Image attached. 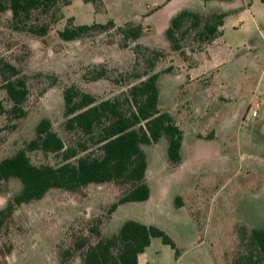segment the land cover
Returning <instances> with one entry per match:
<instances>
[{
    "label": "rangeland",
    "instance_id": "374dc122",
    "mask_svg": "<svg viewBox=\"0 0 264 264\" xmlns=\"http://www.w3.org/2000/svg\"><path fill=\"white\" fill-rule=\"evenodd\" d=\"M167 1L169 10L179 7L207 16L213 11L200 0H70L47 14L31 15L27 24L56 18L43 37L14 29L10 14L0 13V61L27 77L28 90L22 118L0 116V160L21 150L41 119L49 121L67 147L81 142L78 134L63 129L62 90L73 85L96 100L119 96L145 71L143 58L149 55L140 51L134 57L135 45L164 52L154 67L158 108L182 133L176 165L168 163L163 139L142 147L148 199L120 205L110 217L107 208L118 196L113 184H90L74 193L52 189L38 201L17 206L7 235L11 251L6 264H81L82 250L76 244L94 242L90 228L107 237L127 220L156 227L174 244L171 249L152 238L142 263L223 264L238 248L241 226L264 227V4L241 0L238 8L220 5L216 9L226 17L219 41L200 42L191 30L181 42L183 56L170 51L156 19L125 48L113 30L68 42L56 35L67 25L109 19L116 27L138 23L140 15ZM98 65L117 83L83 79ZM167 68L170 72L165 73ZM0 100L9 109L2 90ZM254 102L259 106L251 118L246 111ZM27 156L34 165L59 162L57 156L40 152ZM19 189L14 179L0 182V209Z\"/></svg>",
    "mask_w": 264,
    "mask_h": 264
},
{
    "label": "trees",
    "instance_id": "16d2710c",
    "mask_svg": "<svg viewBox=\"0 0 264 264\" xmlns=\"http://www.w3.org/2000/svg\"><path fill=\"white\" fill-rule=\"evenodd\" d=\"M69 1L0 0V13L10 14L14 29L43 37L56 18L50 15L51 21L47 24H27L31 15L35 12L47 14L58 5H67ZM259 1L264 4V0ZM208 15L181 10L171 17L163 31L170 51L183 56L181 42L191 30L196 31V37L203 43L211 44L220 38V28L226 14L212 12ZM107 30L115 31L122 48L126 47L127 42L138 40L144 33L137 22H126L116 27L109 19L104 24L67 25L56 35L59 40L68 42ZM140 51L149 55L143 58L145 71L141 77L135 76L137 82L129 84L119 96L96 100L73 85L62 90L63 129L67 133L78 134L81 142L67 147L52 131L49 121L41 119L34 127L33 138L21 150L0 160V182L14 179L20 187L18 193L0 209V264H6L5 255L11 251L7 235L17 206L38 201L52 189L74 193L90 184H113L118 188V196L107 208L106 214L110 217L120 205L148 199L143 146L163 139L168 163L176 165L179 162L182 133L171 116L158 108L159 75L154 72V67L165 54L161 50L135 45L132 51L134 57ZM168 72L169 68L165 70V73ZM83 79L117 83L111 80L103 65L88 69ZM26 83V76L9 63L0 61V90L9 102V109L6 110L0 100V116L7 115L14 119L24 116L22 104L28 95ZM55 83L56 79L52 78L50 85ZM91 148H94V153H88ZM29 152L57 156L59 162L55 166L34 165L27 156ZM88 231L94 235V242L88 244L81 240L76 244V248L82 250L79 255L81 264H137V256L143 253L152 238H158L162 245L174 249V244L162 231L132 220L124 221L115 233L107 237L101 236L97 228ZM236 236L238 248L230 256L232 258L225 259L223 264H264V227L241 226Z\"/></svg>",
    "mask_w": 264,
    "mask_h": 264
},
{
    "label": "crops",
    "instance_id": "0c3cea01",
    "mask_svg": "<svg viewBox=\"0 0 264 264\" xmlns=\"http://www.w3.org/2000/svg\"><path fill=\"white\" fill-rule=\"evenodd\" d=\"M169 2L170 1H167L165 4L160 5L159 7L156 8V10H154V9L152 11L149 10L148 12L144 13L143 15H140L142 17L140 18L141 20L138 23L141 25V27H143V28L149 27L146 23H150L149 22L150 20L156 19L155 23L158 22V24L160 25L158 27V29L163 32L166 29V27L168 25V22H169V20H170L171 17H173L176 13H178L181 10H188V9H182V8H179V7H177V9L169 10L167 8V5L169 4ZM201 3L203 5H207L208 8H211L210 10H213V11H210V13H212V12H222V13H225V14H226V12L222 11L221 9H216V8L217 7H220V5H224L226 8L231 9V8H238L239 6L243 5V3L241 2V0H231L230 2H218V1H207V2H203V1H201ZM188 11H190V10H188ZM196 13H198V12H196ZM207 13H209V12H207ZM199 14H201V13H199ZM205 14L206 13H203L201 15H205ZM225 17H226V15H225ZM225 17H224V19H225ZM224 19H223V21H224ZM223 21H222V24H223ZM144 23L147 26L146 25H143ZM221 28H222V26H221ZM221 36H222V30H221ZM220 38H218L217 40H215L212 43L215 44L216 42L219 41ZM211 62H213V61H210L208 63L211 64V67H214L215 64H213ZM262 73H264V72H262ZM250 106H251V109H254V111L256 113V115H255V117H256L257 116V111L256 110H257V108L259 106L258 102H254ZM255 117H253V118H255ZM143 256H144V251H143L142 254H139L137 256V264H146V263H142V261H143L142 257ZM213 264H216V263L213 261Z\"/></svg>",
    "mask_w": 264,
    "mask_h": 264
},
{
    "label": "built area",
    "instance_id": "2783aa9c",
    "mask_svg": "<svg viewBox=\"0 0 264 264\" xmlns=\"http://www.w3.org/2000/svg\"><path fill=\"white\" fill-rule=\"evenodd\" d=\"M262 72H264V67L262 68ZM249 112V115L251 118L255 117L256 113L254 111V109H251V106H249V108L247 109L246 113Z\"/></svg>",
    "mask_w": 264,
    "mask_h": 264
}]
</instances>
